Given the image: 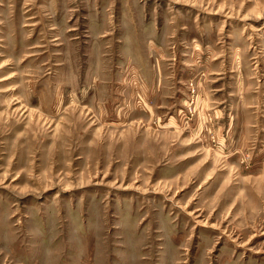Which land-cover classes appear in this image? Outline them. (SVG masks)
<instances>
[{"label": "rangeland", "instance_id": "1", "mask_svg": "<svg viewBox=\"0 0 264 264\" xmlns=\"http://www.w3.org/2000/svg\"><path fill=\"white\" fill-rule=\"evenodd\" d=\"M0 264H264V0H0Z\"/></svg>", "mask_w": 264, "mask_h": 264}]
</instances>
